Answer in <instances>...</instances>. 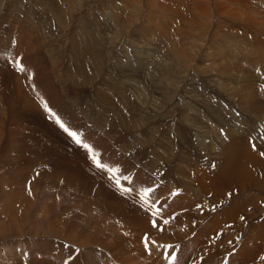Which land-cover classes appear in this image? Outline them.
Here are the masks:
<instances>
[{"label": "rangeland", "instance_id": "obj_1", "mask_svg": "<svg viewBox=\"0 0 264 264\" xmlns=\"http://www.w3.org/2000/svg\"><path fill=\"white\" fill-rule=\"evenodd\" d=\"M262 153L264 0H0V264H264Z\"/></svg>", "mask_w": 264, "mask_h": 264}, {"label": "snow or ice", "instance_id": "obj_2", "mask_svg": "<svg viewBox=\"0 0 264 264\" xmlns=\"http://www.w3.org/2000/svg\"><path fill=\"white\" fill-rule=\"evenodd\" d=\"M20 70L22 71L23 68L21 67ZM45 108H46V110H48L49 112H51L50 109H47V105H45ZM51 115H52L53 117H55V121H56V123L59 125V127H60L61 129H63V131H64L65 133H67V135H68L69 137H71V138L74 140L75 143H77L78 145L82 146V147L85 148L89 153H91V159H92L93 162L96 164V167H97V168H106V167H107L106 165L102 164V163L97 159V156H96V154L93 152L91 146H89L88 144H84V143H82V141H81V139H80V136H79V134H78L77 132H74V131L70 130L68 127H66L65 124L61 121V119H60L58 116H56L55 113H51ZM262 154H264V153H262ZM108 171H110V172H112V173L115 174V173H116L117 171H119V170H118V169H108ZM124 179H125V180H129L130 177L125 176ZM115 183L117 184L118 187L121 188V191H123V192H130V191H131V189H129V188H124V187L121 185V182H120L119 179H116V180H115ZM153 192H154V190L151 189V188H144V189L142 190V192H141L140 195H141V199L144 201L145 204H148V203H149L150 194H152ZM151 206H152V207H155V204L153 203ZM158 212H159V210H157V213H154V215H155V214H158ZM165 223H167V221H165ZM153 226H154V227L157 226L155 221H153ZM144 242H145V246L147 247V243H148V237H147V235L144 237Z\"/></svg>", "mask_w": 264, "mask_h": 264}, {"label": "bare ground", "instance_id": "obj_3", "mask_svg": "<svg viewBox=\"0 0 264 264\" xmlns=\"http://www.w3.org/2000/svg\"><path fill=\"white\" fill-rule=\"evenodd\" d=\"M247 167V166H246ZM237 172V174H236V176L237 175H244V174H246V173H249L248 172V169L247 168H245V166L242 168V170H241V173H239L238 171H236ZM237 179H239V178H237ZM229 184V183H228ZM230 185H233V184H230ZM235 187V184L231 187V189H233ZM223 191V190H222ZM239 210V209H238Z\"/></svg>", "mask_w": 264, "mask_h": 264}]
</instances>
